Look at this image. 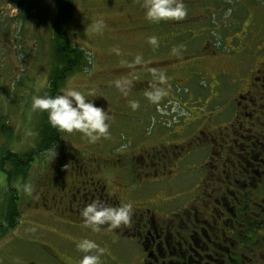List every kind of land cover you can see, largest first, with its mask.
Returning <instances> with one entry per match:
<instances>
[{
  "label": "rangeland",
  "instance_id": "374dc122",
  "mask_svg": "<svg viewBox=\"0 0 264 264\" xmlns=\"http://www.w3.org/2000/svg\"><path fill=\"white\" fill-rule=\"evenodd\" d=\"M30 1L29 13L19 17L27 8L19 12L18 0H0V11L8 17L0 20L6 27L0 28V149L28 148L41 119L42 110H34L31 100L43 95L47 86L54 0ZM223 1L227 8L220 10H225L227 23L217 25L212 13L205 14L211 8L219 14L210 0L187 1L183 18L159 21L145 18V0H74L66 30L71 41L88 51L89 64L66 77L60 92L77 88L108 111V134L89 142L79 131H63L61 144L31 161L23 177L13 179L20 217L0 238V264H78L85 254L76 247L82 238L96 243L99 251L90 252L101 264H131L134 250L128 240L71 224L62 208H55L49 196L45 199L55 168L52 158L71 150L97 158L114 156L160 137L179 143L194 123L214 114L211 110L238 89L264 52V0ZM152 35L156 45L148 41ZM156 91L161 95L150 99L148 94ZM25 184L32 186V195L23 191ZM5 190L0 170V203Z\"/></svg>",
  "mask_w": 264,
  "mask_h": 264
},
{
  "label": "flooded vegetation",
  "instance_id": "af4514ba",
  "mask_svg": "<svg viewBox=\"0 0 264 264\" xmlns=\"http://www.w3.org/2000/svg\"><path fill=\"white\" fill-rule=\"evenodd\" d=\"M210 4L219 14H205L227 23L220 10L227 2ZM255 61L238 89L184 140L160 137L103 158L64 152L52 158L43 196L74 225H84L80 209L93 199L130 203L127 224L98 231L128 240L131 264H264V52Z\"/></svg>",
  "mask_w": 264,
  "mask_h": 264
},
{
  "label": "clouds",
  "instance_id": "9594fccd",
  "mask_svg": "<svg viewBox=\"0 0 264 264\" xmlns=\"http://www.w3.org/2000/svg\"><path fill=\"white\" fill-rule=\"evenodd\" d=\"M144 7L145 18L150 21L178 20L183 18L187 11L184 0H145ZM99 23L102 24V21ZM148 41L150 44L156 45L157 37L149 36ZM114 51L119 53V49H114ZM160 78L161 80L165 79L163 74ZM115 84L118 88L121 87L119 80L115 81ZM148 95L150 99L155 100L161 95V92L156 91L154 94L149 93ZM131 106L135 108L137 105L132 102ZM31 107L34 110H46L50 125L66 132L79 131L87 137L89 142H95L102 135L108 134V111L87 99L85 94L77 88L69 87L55 95H34ZM23 191L27 195H32L33 188L31 185L25 184ZM131 207L130 203L112 206L101 200L93 199L80 209V215L86 227L91 228L92 231H98L104 224L113 228L119 227L122 223L127 224ZM76 247L85 253L79 259L78 264H101L100 257L90 252L93 248H97L99 251L94 241L82 238L77 241Z\"/></svg>",
  "mask_w": 264,
  "mask_h": 264
},
{
  "label": "trees",
  "instance_id": "16d2710c",
  "mask_svg": "<svg viewBox=\"0 0 264 264\" xmlns=\"http://www.w3.org/2000/svg\"><path fill=\"white\" fill-rule=\"evenodd\" d=\"M34 2V0H32ZM19 12L27 8L19 17H26L29 13L31 1L18 0ZM74 8V0H54L51 31V56L52 60L48 68L47 86L43 95H55L60 93L66 77L76 71H81L89 64V54L86 49L76 42L71 41L67 34L66 25L71 19ZM20 21V19H18ZM41 119L35 129V138L32 144L22 150L13 151L6 145L0 149V170L5 173L6 194L2 197L0 207V238L13 229L19 221V193L11 186L13 179L23 177L26 167L36 157L40 158L62 143L63 130H60L48 122L47 111H41ZM0 132L3 130L0 129ZM5 133V132H4ZM9 164L10 168L5 169Z\"/></svg>",
  "mask_w": 264,
  "mask_h": 264
}]
</instances>
